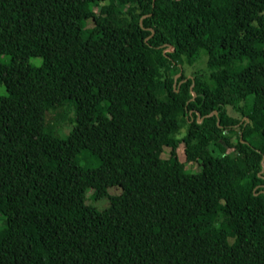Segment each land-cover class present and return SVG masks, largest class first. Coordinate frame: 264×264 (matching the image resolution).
Wrapping results in <instances>:
<instances>
[{
  "label": "trees",
  "instance_id": "16d2710c",
  "mask_svg": "<svg viewBox=\"0 0 264 264\" xmlns=\"http://www.w3.org/2000/svg\"><path fill=\"white\" fill-rule=\"evenodd\" d=\"M0 86V264H264V0H0Z\"/></svg>",
  "mask_w": 264,
  "mask_h": 264
},
{
  "label": "rangeland",
  "instance_id": "374dc122",
  "mask_svg": "<svg viewBox=\"0 0 264 264\" xmlns=\"http://www.w3.org/2000/svg\"><path fill=\"white\" fill-rule=\"evenodd\" d=\"M88 26H92V23H89ZM7 58L4 57L2 61H6ZM42 63L41 59H32L31 64L33 65H40ZM198 63L197 65H199ZM203 66V65H202ZM188 73V78L181 81L179 85V93L180 97L184 102H187L191 97L194 95V92L192 91V83H191V73L193 69H187L186 70ZM7 92L4 86H0V96H6ZM250 110L246 106L240 107V110L238 112H235L232 109H229V114L232 116H236L237 118L244 119L245 118V113H248ZM48 115V117H47ZM46 118L47 122L50 124L51 127H54L56 129L57 134H55L57 137H60L62 139H66L69 132L72 130L74 126V113L73 109L71 107H66L65 109H62L61 111H55L52 112L50 115L47 113ZM240 132L239 130H236L234 135H233V141L236 143L239 139ZM162 158L165 160L166 163V168L168 170L175 169L176 167L182 166L184 169L189 170L190 172L193 173H198L201 171V166L199 164H192V163H187L186 162V156L184 153V145L180 146V149L178 151V154L176 157H171L170 156V150L165 149L164 153L162 154ZM84 163V162H81ZM109 195L110 196H115L121 194L122 190L119 187H114L109 189ZM93 190H87L86 192V200L88 204L93 205L96 209L102 211L105 208L108 207L109 201L108 198H104L100 201L94 202L92 198ZM67 218V217H64ZM58 220V218H56ZM71 219V218H69ZM2 224L3 222L0 221Z\"/></svg>",
  "mask_w": 264,
  "mask_h": 264
},
{
  "label": "water",
  "instance_id": "95a60500",
  "mask_svg": "<svg viewBox=\"0 0 264 264\" xmlns=\"http://www.w3.org/2000/svg\"><path fill=\"white\" fill-rule=\"evenodd\" d=\"M180 74H178L176 77H175V83H174V87L176 88V91L178 92L179 91V88L177 86V79L179 78ZM196 96V94L194 93V97ZM264 162V161H263ZM263 172H264V168H263Z\"/></svg>",
  "mask_w": 264,
  "mask_h": 264
}]
</instances>
